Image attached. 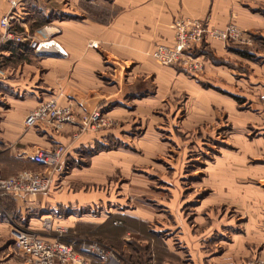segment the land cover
<instances>
[{"label":"rangeland","instance_id":"rangeland-1","mask_svg":"<svg viewBox=\"0 0 264 264\" xmlns=\"http://www.w3.org/2000/svg\"><path fill=\"white\" fill-rule=\"evenodd\" d=\"M122 1L41 0L42 11L34 15L41 26L29 32L35 35L48 26L57 38L62 27L51 23L54 19L82 23L88 18L111 28L124 14L132 23L148 3L159 24L170 12L173 28L176 19L191 17L181 11L186 0H141L142 6ZM190 1L206 6L204 16H211L214 0ZM223 1L229 12L242 11L252 20L229 23L248 41L227 42L221 53L204 41L187 63L171 65L178 81L185 77L190 86L175 79L171 88L155 93L160 86L156 75L136 68L140 60L129 53L111 54L113 42H89L100 53L108 52L97 79L109 87L110 98L93 109L101 111L107 125L68 126L63 133L76 140L108 131L105 142L82 150L104 158H81L52 190L28 201L0 196L1 227L11 238L12 227L19 226L67 243L97 241L118 250L119 264H252L262 254L264 86L257 82L264 79V0ZM210 65L235 75L237 94L226 90L223 78L207 73ZM243 76L250 79L246 85ZM203 90L219 93L234 108L228 101L199 100ZM67 197L77 198L69 203Z\"/></svg>","mask_w":264,"mask_h":264},{"label":"crops","instance_id":"crops-1","mask_svg":"<svg viewBox=\"0 0 264 264\" xmlns=\"http://www.w3.org/2000/svg\"><path fill=\"white\" fill-rule=\"evenodd\" d=\"M14 1H16L15 6L12 5V0H0V20L7 13L14 11L17 16L15 24L18 29L35 31L41 26L36 24V16H34L37 12L42 11L38 10L41 6V0ZM132 2L139 6L143 3L141 0H132ZM120 4H125V0ZM152 6L153 3H148V6L140 7L137 15L139 18H136L132 22L133 24L126 20L127 17L124 14L118 16L115 25L111 28L95 23L88 18L82 23L74 20L57 21L54 19L51 23L62 27V32L57 36V39L69 51V56L66 58L57 55H45L38 58L27 43L9 42L1 44L0 166L4 175L15 174L25 168H42L33 160V156L38 149L50 147L55 142H61L69 145V148L63 158L60 171L55 174L52 190L58 183L59 176L65 173L64 171H74L77 169L75 165L80 162L81 158L90 157V154L87 153L83 155L82 150L90 151L96 144L105 142L109 136L108 131L89 132L73 140L71 136H67L63 131L57 133L42 127L27 128L24 125L27 113L36 108L40 102L51 98H57L63 105L73 102L74 107L82 111L96 109L99 107V103L109 100V87L103 84L104 81L97 79V72L102 69L103 65L102 58L106 57L108 52L100 53L91 47L89 42L93 38L100 40V43L104 45L113 42L115 51L112 50L111 54L116 53V56L119 57L121 54L126 55V53H129L128 55L132 54L140 60L141 64L136 68H139L142 72L156 75L155 80L159 82L160 86L159 89L155 90V93L161 90L160 87L167 89L169 86L171 88L170 86L173 85L175 79L176 82H183L190 86L185 77H180V81H178L174 67L165 65L152 56L153 51L159 45L171 46L174 42L172 12L165 16V21L162 24H159L157 16H155L157 13L154 11L152 14L151 12ZM182 7L181 11L185 15L199 18L206 17L204 16L206 6L199 5L195 1L186 0ZM210 11L211 24L217 28L226 27L231 22L250 24L252 21L242 11L229 12L228 3L223 0H214ZM44 12H46L45 9ZM132 31L133 35L130 37ZM1 33L2 27L0 25ZM205 42L212 44L219 53L224 52V45L227 44L212 38H208ZM206 71L214 78H223L228 88L226 90L230 94H237L236 77L232 75L233 73L231 74L230 71H224L220 67L211 65L207 67ZM112 75L117 78L118 70L116 74ZM244 77H242L241 83L246 85L250 79ZM257 83H259L258 87L263 88L264 79ZM199 97H201L199 100L208 99L210 103H219L226 100L219 93L204 90L202 96ZM227 101L232 110L234 103ZM262 144L264 145V141H262ZM103 158V155L99 153L92 158L90 157V160L91 162H94L93 160L100 162ZM0 196L11 197L19 202L28 201L30 198L29 196L8 194ZM42 198L45 200L44 197ZM76 198H68L67 202L70 203ZM57 202L59 204L65 203L63 201ZM3 225H5V222H0V260L3 264H24V258L15 251L12 238L7 233L9 229L2 228ZM4 228L6 232H2L5 230ZM263 255L264 249L256 259L263 258Z\"/></svg>","mask_w":264,"mask_h":264},{"label":"built area","instance_id":"built-area-1","mask_svg":"<svg viewBox=\"0 0 264 264\" xmlns=\"http://www.w3.org/2000/svg\"><path fill=\"white\" fill-rule=\"evenodd\" d=\"M12 5L15 6L16 1L12 0ZM16 20L14 11L1 18L0 46L9 42L27 43L37 56H69V51L48 26L31 35L29 31L18 29ZM245 36L234 23L225 28H217L211 24L210 17H181L174 23L173 45H159L152 56L165 65L187 63L191 51L208 38L226 43H245L248 41ZM199 66L198 63L195 64V68ZM24 125L27 128L42 127L58 133L68 126L81 130L88 127L100 128L107 125V119L100 110L77 113L72 103L63 105L57 98H51L29 111ZM67 150L68 147L61 142L38 149L33 160L42 167L39 170L25 168L13 175H4L0 169V195L34 196L47 193L52 187L55 174L61 169ZM11 236L15 251L24 258V264H92L93 260L102 264L120 262V253L116 248L97 241L67 243L60 238L46 237L19 226L12 227ZM0 264H3L1 260ZM252 264H264V257L255 259Z\"/></svg>","mask_w":264,"mask_h":264},{"label":"water","instance_id":"water-1","mask_svg":"<svg viewBox=\"0 0 264 264\" xmlns=\"http://www.w3.org/2000/svg\"><path fill=\"white\" fill-rule=\"evenodd\" d=\"M13 242V241H12Z\"/></svg>","mask_w":264,"mask_h":264}]
</instances>
